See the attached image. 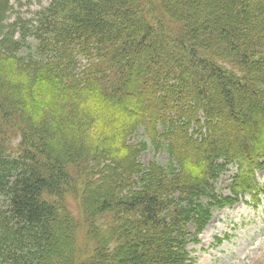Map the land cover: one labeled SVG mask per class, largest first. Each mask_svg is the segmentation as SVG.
Wrapping results in <instances>:
<instances>
[{
	"label": "trees",
	"instance_id": "trees-1",
	"mask_svg": "<svg viewBox=\"0 0 264 264\" xmlns=\"http://www.w3.org/2000/svg\"><path fill=\"white\" fill-rule=\"evenodd\" d=\"M12 10L0 0V264H195L213 210L264 193V0H52L36 26ZM152 150L167 162L143 164Z\"/></svg>",
	"mask_w": 264,
	"mask_h": 264
},
{
	"label": "rangeland",
	"instance_id": "rangeland-1",
	"mask_svg": "<svg viewBox=\"0 0 264 264\" xmlns=\"http://www.w3.org/2000/svg\"><path fill=\"white\" fill-rule=\"evenodd\" d=\"M51 1L21 0L18 4L11 0L13 10L10 13L9 24L16 22L20 18L22 22L31 20L32 25L36 26L37 14L42 9L47 8ZM20 37V32L17 31L16 39H20ZM27 43H32L33 48L36 46L39 47L35 38L32 36L29 37ZM22 53H27L26 49ZM145 58H142L140 63L148 65L149 62ZM128 76L131 79L133 73H130ZM192 79L193 75L189 72L185 76V80L190 82ZM121 105L116 106L117 108L108 106L107 115L118 118V115H120L119 112H122V107L126 106L124 104L123 106ZM113 108L117 109V112L113 111ZM200 116L202 119V113L201 115L199 114ZM215 121H218L217 118ZM139 140H141V137L137 138V141ZM7 143L10 151H18V146H21L19 134L10 137ZM166 158L167 156L164 153L152 150L143 158L142 162L145 165L151 162H158L164 165L167 162ZM262 161L264 162V158ZM236 171L237 166L230 165L227 172L215 184V187H217V190L221 194L228 193L227 187L231 185L233 177L237 174ZM257 180L259 183H262L260 185H264V169L257 172ZM247 200L249 201V197H247ZM67 205L75 219L79 222V230L77 233L79 252L77 260L81 263L92 254L93 245L89 242L91 240L87 238L88 222L85 223L87 221L86 215L82 211V204L79 199L69 196ZM190 232L192 235L193 232L195 233L194 226L190 225ZM198 238V243H191L189 245V251L195 264H264V197H262V203L258 208L247 207L243 203H239L232 209L216 210L212 220L205 230L199 233Z\"/></svg>",
	"mask_w": 264,
	"mask_h": 264
}]
</instances>
